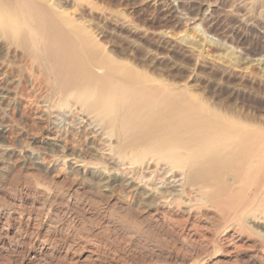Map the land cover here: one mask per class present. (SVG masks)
<instances>
[{"label": "bare ground", "instance_id": "obj_1", "mask_svg": "<svg viewBox=\"0 0 264 264\" xmlns=\"http://www.w3.org/2000/svg\"><path fill=\"white\" fill-rule=\"evenodd\" d=\"M132 1L106 0L101 6L95 0H0L2 149L19 162L24 153L14 146L20 142L47 173L66 169L72 180L95 175L100 192L118 193L128 210L137 206L133 217L145 213L166 227L181 246L175 249L178 257L192 251L213 262L222 252L236 260L241 250L256 244L264 248V126L257 118L210 105L187 88L160 81L149 65L137 62L131 44L124 57L114 54L88 15L109 20L124 6L123 25L134 35L142 31L153 47V38L137 22L136 9H128ZM223 1L232 4L228 16L235 19L233 27L219 34L212 6L200 1L202 13L193 23L198 22L210 42L241 60L264 51V36L252 30L264 20V0ZM161 4L170 11L179 1L153 0L151 8L158 10ZM157 32L160 48L169 34ZM13 54L15 65L9 58ZM29 113L42 129H52L54 150H42L44 141L25 128L14 134L12 123ZM60 117L68 125H55ZM91 126L102 131L100 143ZM90 135L95 139L79 143ZM152 176L181 177L182 191L176 196L152 193L143 182ZM150 206L155 212L147 210Z\"/></svg>", "mask_w": 264, "mask_h": 264}, {"label": "rangeland", "instance_id": "obj_2", "mask_svg": "<svg viewBox=\"0 0 264 264\" xmlns=\"http://www.w3.org/2000/svg\"><path fill=\"white\" fill-rule=\"evenodd\" d=\"M95 1L98 5H106V0ZM178 1L177 7L170 11L165 4L154 10L151 8L153 0H135L129 5V10L136 9L138 13L139 26H144L142 29L153 38V47L141 36L142 31L134 35L127 29L128 25H123L120 16H123L124 6L117 7L119 13L109 20L97 19L96 14L95 17L88 15V18L92 19L93 28L101 32L102 40L114 54L124 57L125 46L131 44L136 47L137 62L142 60L149 65L153 76L160 81L187 88L210 105L257 118L264 126V62L255 61L259 57L264 59V51L258 50L254 54L256 56L252 54L245 61L241 60L237 53L221 50L210 42V37L204 36L198 22L193 23L201 16L200 2L210 3L213 16L219 23L218 33H223L236 24L233 16H228L232 4L223 0ZM178 19L184 22L176 24ZM263 28L264 20L260 25L252 26V30L262 36ZM157 31L169 34L167 43L160 48ZM190 50L194 55L187 52ZM0 56L5 54L0 52ZM9 58L14 60V65L17 63L14 54ZM12 107H15L13 103ZM22 117L17 116L18 119L12 123L15 125L14 134L25 128L29 134L44 141L42 150L51 151L54 148L50 146L52 129L48 126L42 129L35 114ZM55 122V125H68L61 117ZM90 130L100 143L104 138L102 131L96 126H91ZM91 135L80 137L79 143L86 144L95 139ZM18 143L14 149L24 153L19 162L2 149L6 142L0 140V264H213L215 260L221 261L217 264H264L261 244L241 250L236 260L222 252L215 256L213 262L205 261L192 251H187L185 258L178 257L175 255L176 247L181 246L166 233V227L145 213L133 217L137 206L133 204L128 210L118 193L100 192L95 175L89 172L72 180L66 169L47 173L43 164L31 160L24 145ZM67 153H72V150ZM106 156L110 157L108 152ZM113 163L114 160L107 159L108 166ZM143 182L150 192L158 195L168 193L176 196L182 191L181 177L153 180L152 176ZM183 200L188 201L186 196ZM154 208L150 206L147 210L155 212ZM214 211L217 210L209 212Z\"/></svg>", "mask_w": 264, "mask_h": 264}]
</instances>
